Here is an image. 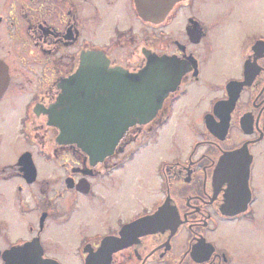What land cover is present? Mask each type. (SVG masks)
I'll return each instance as SVG.
<instances>
[{"label":"flooded vegetation","instance_id":"af4514ba","mask_svg":"<svg viewBox=\"0 0 264 264\" xmlns=\"http://www.w3.org/2000/svg\"><path fill=\"white\" fill-rule=\"evenodd\" d=\"M97 51L129 73L154 56L188 64L155 117L102 156L49 121ZM0 60L6 91L28 92L21 149L0 157V264H264V0H182L160 24L135 0H0ZM173 119L185 128L164 137ZM140 219L146 231L117 242Z\"/></svg>","mask_w":264,"mask_h":264},{"label":"water","instance_id":"95a60500","mask_svg":"<svg viewBox=\"0 0 264 264\" xmlns=\"http://www.w3.org/2000/svg\"><path fill=\"white\" fill-rule=\"evenodd\" d=\"M180 1L135 0V5L144 20L160 24ZM147 62L140 71L129 73L122 67H109L103 53L85 55L49 109L50 123L61 131L58 140L76 142L90 154L102 156L113 153L134 124L151 121L165 97L178 88L188 64L169 56H154ZM8 81L7 66L0 60V98ZM146 223L147 219H140L128 225L117 242L131 241L133 234L145 232Z\"/></svg>","mask_w":264,"mask_h":264},{"label":"rangeland","instance_id":"374dc122","mask_svg":"<svg viewBox=\"0 0 264 264\" xmlns=\"http://www.w3.org/2000/svg\"><path fill=\"white\" fill-rule=\"evenodd\" d=\"M109 20V18H108ZM109 23H111V20H109ZM232 41V38L229 37L227 40V44L229 42ZM234 41V40H233ZM21 79V78H19ZM16 91L18 92V94H23L20 101L17 103V112L14 113V108L11 105L12 100H16ZM28 92L22 88L20 89L19 87L15 89V85H13L12 87H10L6 93L3 96L2 101L0 102V115H6L8 116L5 120L6 122L4 123V125H6V128L8 130V135H9V141L6 145V147L2 150V144L0 145V157L3 158L2 162L7 163L8 161H10V158H12L16 152H18L19 149H21V140L20 137H18V134L16 133V129H18V126L20 127L17 118H19L22 115L23 112V107H24V102L23 99L27 96ZM186 104H188L189 106L191 105V99H187ZM197 107V105H196ZM179 111L178 113H180L184 107H179ZM203 105H198V112H200V110H202ZM187 109V108H185ZM184 109V110H185ZM183 110V112H184ZM179 119H173L168 128L165 131V135L164 137L167 136L168 131L172 128L178 126L180 127L181 133L183 131V129L185 128L183 123H178ZM192 123V122H191ZM191 123H188L189 125H191ZM178 135V131L173 130L172 131V137L177 138ZM2 139H0V143H1ZM6 141V140H5ZM193 141V138L190 139V142ZM164 147V146H163ZM158 150V149H156ZM155 152H151V159L153 161H155V159L157 158L158 155H160L161 153H156L158 151ZM153 153V154H152ZM5 158V159H4ZM3 164V163H2ZM151 167V166H150ZM260 225V224H259Z\"/></svg>","mask_w":264,"mask_h":264},{"label":"bare ground","instance_id":"6f19581e","mask_svg":"<svg viewBox=\"0 0 264 264\" xmlns=\"http://www.w3.org/2000/svg\"><path fill=\"white\" fill-rule=\"evenodd\" d=\"M7 117H8V116H7ZM7 117H6V118H7ZM5 122H6V120H5ZM5 122H4V123H5ZM4 123H0V126H1V127H6V125H4ZM139 165H140V163H139Z\"/></svg>","mask_w":264,"mask_h":264}]
</instances>
